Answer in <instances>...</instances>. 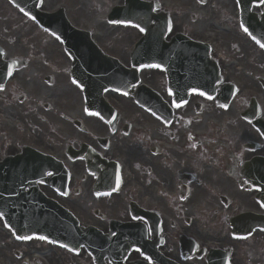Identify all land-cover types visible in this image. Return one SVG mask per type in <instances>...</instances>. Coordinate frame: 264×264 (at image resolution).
I'll return each instance as SVG.
<instances>
[{
    "label": "flooded vegetation",
    "instance_id": "1",
    "mask_svg": "<svg viewBox=\"0 0 264 264\" xmlns=\"http://www.w3.org/2000/svg\"><path fill=\"white\" fill-rule=\"evenodd\" d=\"M158 1L170 28L156 39V63L138 68L139 83L155 93L142 97L152 112L112 90L89 108L60 40L32 24L52 41L30 43L25 64L0 89L7 97L0 114L14 109L28 131L0 152V162L20 152L19 141L57 159L66 184L62 172L49 170L44 178L60 176L61 190L36 185L80 230L74 247L63 248L37 236L18 239L0 217V264H264V48L244 31L264 33V0H183L177 11ZM205 3L222 17L206 16L198 32L188 21L197 18L192 7ZM106 15L100 24L121 25ZM66 16L131 66L144 31L128 25L133 33L112 39ZM175 36L180 42L168 44ZM0 133L1 148L8 131Z\"/></svg>",
    "mask_w": 264,
    "mask_h": 264
},
{
    "label": "rangeland",
    "instance_id": "2",
    "mask_svg": "<svg viewBox=\"0 0 264 264\" xmlns=\"http://www.w3.org/2000/svg\"><path fill=\"white\" fill-rule=\"evenodd\" d=\"M43 2L45 9L67 5V12L74 16V18L76 19V24L80 26L85 25L91 28L94 27L95 30L97 28V31L103 29L106 32H112L113 34L110 35L112 39L117 37V35L122 38L124 35L133 33L135 31V28H131L128 25H105L98 22L105 19L104 13H106V11L110 7L116 4H121L123 0H43ZM193 2L194 0H189L188 4L192 6ZM181 3L185 4L183 0H166L162 2V5L164 8H169L171 11H177V7L179 6L178 4ZM194 7V9L192 7L191 11H195L198 13L197 18L193 23H190L188 21V26L198 32L202 31V23H206L207 19L211 18L213 13L216 12L215 16L219 17V19H221L222 17L219 7L212 8L208 3H205L204 5L196 4ZM12 14H15L12 7L9 4L6 5L5 0H0V43L7 51L8 56L26 55V53H28V48L31 47L30 43L40 45L51 44L52 40L49 41L42 34H40L32 26L33 23L26 21L27 23L23 24V22L25 21L24 17H22L21 14ZM206 16L207 19L205 20L204 18ZM231 38L234 39V37ZM224 39H226L228 42L232 41V39L227 36H224ZM42 48L44 49L45 47L42 46ZM122 48H124V46H122ZM5 92L6 90L0 91V111L2 110V107L4 105L3 100L4 96L6 95ZM22 118L24 117L22 116ZM22 118L20 117V114L18 112H15L14 109L11 110V108L7 111V114H0V129L4 128L8 131V137H3L4 141H6L8 145L5 144V142H1L2 147L0 148V152H4V150H6V147L15 148V146L11 142L14 139H21L23 141L27 139L28 131L25 130L27 125L24 124L21 126H16L15 124L18 123ZM34 124L37 125L38 123L35 121ZM28 127L30 128L31 126L28 125ZM42 135L44 136V134ZM19 143L21 142L19 141Z\"/></svg>",
    "mask_w": 264,
    "mask_h": 264
},
{
    "label": "water",
    "instance_id": "3",
    "mask_svg": "<svg viewBox=\"0 0 264 264\" xmlns=\"http://www.w3.org/2000/svg\"><path fill=\"white\" fill-rule=\"evenodd\" d=\"M11 1H13L15 4L20 6V8L22 10H24L26 13H28V14L32 15L34 18H36L39 21V23L41 25H43V27L49 28L50 30L54 31L55 33H57L60 36L66 37L68 35V33L63 31L62 29H58V28L49 26L50 19L48 18V15L45 13H42L41 11L36 9L37 5L39 4V0H11ZM138 5H139L138 3L132 4V6L130 7V10L131 11H138V8H136V7H138ZM134 6H135V8L131 9ZM135 15H137V13H135ZM131 18L123 19V21L124 22L130 21V22L138 23L137 20H134ZM74 34L77 36L84 35L82 32H79V31H76ZM65 44L67 46H72V44L67 42L66 40H65ZM73 45H74V47L77 46V45H75V43ZM84 45L85 44L81 43L80 47L84 46ZM1 56H2V54L0 52V58H1ZM0 63H1L0 66H2L3 69L6 70V72H7L6 68L9 67V69H10V67L16 65V63H13V62H9V64L7 63L9 66L2 64V62H0ZM6 76L7 75H4L2 77V81L5 79ZM79 83L81 85L84 84L83 81H79ZM111 84H114V83H111ZM125 91H127V90H125ZM18 161H20V160H18ZM18 163H20V162H18ZM52 212H53L52 210H46V209H34V211H29L28 212V214H29L28 223H29L30 227L33 229L34 233H39L41 235H44V236L52 239L53 241H55L57 243L66 245L67 242H66L65 235H63V233L61 231H59V227H60L58 224L59 219ZM55 213L57 214V212H55ZM23 218H26V217H23ZM60 224H61V222H60Z\"/></svg>",
    "mask_w": 264,
    "mask_h": 264
},
{
    "label": "snow or ice",
    "instance_id": "4",
    "mask_svg": "<svg viewBox=\"0 0 264 264\" xmlns=\"http://www.w3.org/2000/svg\"><path fill=\"white\" fill-rule=\"evenodd\" d=\"M137 27H139L138 25H136ZM140 30L141 31H144V29L143 28H140ZM244 31L245 32H247L248 31V29L247 28H245L244 29ZM258 43H259V41H257ZM262 48H264V44H261L260 45ZM201 94H203V93H201ZM179 106V105H178ZM3 216V213H0V217H2ZM18 239H28V237H17ZM40 239H46V237H40Z\"/></svg>",
    "mask_w": 264,
    "mask_h": 264
}]
</instances>
